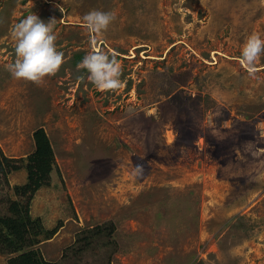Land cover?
<instances>
[{"label":"rangeland","instance_id":"374dc122","mask_svg":"<svg viewBox=\"0 0 264 264\" xmlns=\"http://www.w3.org/2000/svg\"><path fill=\"white\" fill-rule=\"evenodd\" d=\"M93 9L116 13L102 36L83 26ZM31 12L57 19L65 57L43 86L7 70L10 30ZM253 32L264 38V0H0V149L26 157L44 128L55 154L30 209L48 229L62 224L37 246L45 259L264 264V154L252 155L264 149V56L255 78L239 62ZM93 49L120 61L122 89L77 79ZM131 163L144 165L143 178L130 176ZM8 180L0 216L27 172Z\"/></svg>","mask_w":264,"mask_h":264},{"label":"clouds","instance_id":"9594fccd","mask_svg":"<svg viewBox=\"0 0 264 264\" xmlns=\"http://www.w3.org/2000/svg\"><path fill=\"white\" fill-rule=\"evenodd\" d=\"M62 12L63 8L56 5ZM116 20L114 11H101L93 9L82 17L83 26L93 35L102 36ZM57 19L42 20L31 12L25 18L15 23L11 30V38L15 41V61L7 66V70L16 80H23L37 86H43L46 78L55 76L65 63L64 53L56 45L57 36L55 27ZM264 56V38L255 32L245 39L242 45L239 62L246 69L249 77L255 78L258 71L257 64ZM77 71L81 73L77 79H87L100 92H117L125 86L121 79L123 69L115 55L109 56L102 50L93 49L86 54L77 64ZM222 112L216 111L210 115L221 116ZM260 135L264 136V120L256 124ZM215 134V133H214ZM254 145L246 142L245 151ZM239 153V150H234ZM264 154V149H257L253 157ZM264 165V161L260 162ZM130 176L141 179L144 176L143 164H127Z\"/></svg>","mask_w":264,"mask_h":264},{"label":"trees","instance_id":"16d2710c","mask_svg":"<svg viewBox=\"0 0 264 264\" xmlns=\"http://www.w3.org/2000/svg\"><path fill=\"white\" fill-rule=\"evenodd\" d=\"M33 137L35 148L26 157L10 158L0 149V192L8 191L12 172H27V182L13 188L15 198L7 197V211L0 216V253L9 256L8 264H58L45 259L37 246L52 238L62 224L48 229L40 217H33L30 212L36 192L50 185L55 154L44 128L36 129Z\"/></svg>","mask_w":264,"mask_h":264}]
</instances>
